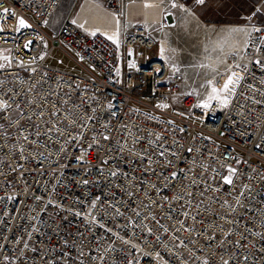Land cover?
<instances>
[{
	"label": "built area",
	"instance_id": "1",
	"mask_svg": "<svg viewBox=\"0 0 264 264\" xmlns=\"http://www.w3.org/2000/svg\"><path fill=\"white\" fill-rule=\"evenodd\" d=\"M62 1L0 0V264H264V24L223 107L180 94L146 25L117 47L53 26Z\"/></svg>",
	"mask_w": 264,
	"mask_h": 264
},
{
	"label": "rangeland",
	"instance_id": "2",
	"mask_svg": "<svg viewBox=\"0 0 264 264\" xmlns=\"http://www.w3.org/2000/svg\"><path fill=\"white\" fill-rule=\"evenodd\" d=\"M73 3V20L107 37L118 33L119 21V36L125 28L146 25L155 38V46L148 50L150 57H161L177 67L182 74L180 94L194 95L202 102L209 100L213 85L222 87L231 74L229 55L243 47L251 27L264 24V0H204L203 4L197 0H124L119 19L99 0H63L52 18L53 26L58 27ZM128 5L139 8L129 11ZM55 57L63 59V67L73 65L61 52ZM51 62L56 64V60Z\"/></svg>",
	"mask_w": 264,
	"mask_h": 264
},
{
	"label": "snow or ice",
	"instance_id": "3",
	"mask_svg": "<svg viewBox=\"0 0 264 264\" xmlns=\"http://www.w3.org/2000/svg\"><path fill=\"white\" fill-rule=\"evenodd\" d=\"M197 3L203 4L204 0H197ZM172 6L176 7L177 5L175 3H173ZM4 13L7 15L9 13V10L4 9ZM12 15H14V13H12ZM19 27L23 29V28L30 27V25L27 24L23 18H21L19 20ZM256 30L259 31V29H256ZM0 31H3L2 27H0ZM93 34H95V33H93ZM107 39H109L114 44H116L117 47H119V34L118 33H114L113 35L108 36ZM31 43L32 42L29 41L28 44L25 45V47L26 48L29 47L31 45ZM129 55H131V53H129ZM4 59L8 60L9 58L4 57ZM256 63L259 65L260 61L257 60ZM132 66L134 67L135 65H132ZM237 67H239V65H237ZM262 67H264V65H262ZM241 79H242V77H240L236 72H231V74L227 76V79L223 83L222 87L218 88L214 85L211 87V93L212 94L208 97V99L210 101L211 100H217L222 104L223 107H227L229 104L230 98L235 93L236 87L239 84ZM209 83L211 84V82H209ZM197 106L203 107V108L211 107V105L209 103H204L202 105H197ZM8 107H9V105L7 103L0 101V110H6ZM109 107H111V105H109ZM21 115H23V113H21ZM24 139L27 140L28 137L25 136ZM105 139H108V137L105 136ZM189 151H191V149H189ZM225 167L227 168L229 175L222 177V181L224 184L232 185L233 184V177L235 176L237 170L235 168L230 167V166H225ZM76 215H79V213H77ZM185 216H187V213H185ZM101 227H103V225H101ZM186 230L191 231V229H186ZM212 239H214V237ZM221 259H223V258H221ZM245 259H247V257H245ZM82 264H83V262H82ZM204 264H208V261L205 260ZM224 264H228V261L225 260Z\"/></svg>",
	"mask_w": 264,
	"mask_h": 264
},
{
	"label": "crops",
	"instance_id": "4",
	"mask_svg": "<svg viewBox=\"0 0 264 264\" xmlns=\"http://www.w3.org/2000/svg\"><path fill=\"white\" fill-rule=\"evenodd\" d=\"M75 3H76V2H75ZM75 3H73V4L71 5V7H70V9H69V12H67V14L65 15L64 18H71V19H73L72 15H71L70 13H71V11H72V9H73ZM127 8H128L129 11H130V9H131V11H134L135 9H138L139 7L136 6V5H131V6L128 5ZM139 15H143V14L141 13V14H139ZM64 18H63V19H64Z\"/></svg>",
	"mask_w": 264,
	"mask_h": 264
},
{
	"label": "bare ground",
	"instance_id": "5",
	"mask_svg": "<svg viewBox=\"0 0 264 264\" xmlns=\"http://www.w3.org/2000/svg\"><path fill=\"white\" fill-rule=\"evenodd\" d=\"M106 11H108L109 13H111L116 19H119V18H121L120 16H118V15H116L114 12H112L111 10H109V9H107L106 7H104V6H102ZM119 26H118V33H120V30H121V21H119ZM89 32H98V33H101V34H103L102 32H99V31H90V30H88ZM104 35V34H103ZM119 38H120V36H119ZM204 102H206V101H204Z\"/></svg>",
	"mask_w": 264,
	"mask_h": 264
}]
</instances>
